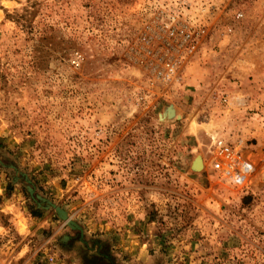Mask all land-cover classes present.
<instances>
[{"label":"rangeland","instance_id":"rangeland-1","mask_svg":"<svg viewBox=\"0 0 264 264\" xmlns=\"http://www.w3.org/2000/svg\"><path fill=\"white\" fill-rule=\"evenodd\" d=\"M0 264H264V0H0Z\"/></svg>","mask_w":264,"mask_h":264},{"label":"built area","instance_id":"built-area-1","mask_svg":"<svg viewBox=\"0 0 264 264\" xmlns=\"http://www.w3.org/2000/svg\"><path fill=\"white\" fill-rule=\"evenodd\" d=\"M211 146L208 166L216 178L233 186H243L252 171L251 162L243 158L234 145L216 134L211 135Z\"/></svg>","mask_w":264,"mask_h":264},{"label":"water","instance_id":"water-1","mask_svg":"<svg viewBox=\"0 0 264 264\" xmlns=\"http://www.w3.org/2000/svg\"><path fill=\"white\" fill-rule=\"evenodd\" d=\"M179 117H180V115L176 113L174 107L171 104H168L167 106L163 107L162 111L160 113H158V118L159 119H162V118H165V119H172V118L175 119L176 118L177 119ZM197 156H198V154L195 155L194 160H195V158ZM192 164L193 163L191 162V167H192ZM24 186H25V189L28 192V194H29V196L31 197L32 200L35 201V198L39 199L38 195H36V194L34 195L33 194V191H32L31 187L28 184H25ZM45 207L46 208L47 207L52 208L56 212L57 216L60 219L65 221V223L67 224L68 227L80 230L79 226H77L72 220L68 219L66 217L67 214L65 213V211L63 209H61V207L58 206L57 204L52 203L50 201H46Z\"/></svg>","mask_w":264,"mask_h":264},{"label":"bare ground","instance_id":"bare-ground-1","mask_svg":"<svg viewBox=\"0 0 264 264\" xmlns=\"http://www.w3.org/2000/svg\"><path fill=\"white\" fill-rule=\"evenodd\" d=\"M180 113V112H179ZM196 162H197V164H196ZM201 164H202V161H201V158H196V160H195V165L197 166V168H200L201 167Z\"/></svg>","mask_w":264,"mask_h":264},{"label":"trees","instance_id":"trees-1","mask_svg":"<svg viewBox=\"0 0 264 264\" xmlns=\"http://www.w3.org/2000/svg\"><path fill=\"white\" fill-rule=\"evenodd\" d=\"M10 187L11 186H9L8 184L5 186V190L7 189L6 192H9ZM35 213H37L36 210H32V214L34 215Z\"/></svg>","mask_w":264,"mask_h":264}]
</instances>
